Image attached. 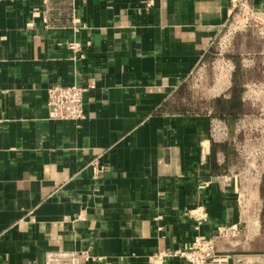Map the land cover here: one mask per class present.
<instances>
[{"label": "crops", "instance_id": "obj_1", "mask_svg": "<svg viewBox=\"0 0 264 264\" xmlns=\"http://www.w3.org/2000/svg\"><path fill=\"white\" fill-rule=\"evenodd\" d=\"M248 1L264 15V0ZM229 18L227 0H0V264L61 251L148 264L197 234L264 264L246 90L264 83V41L253 26L238 32L212 78ZM56 84L85 89L83 119L49 117Z\"/></svg>", "mask_w": 264, "mask_h": 264}, {"label": "built area", "instance_id": "obj_2", "mask_svg": "<svg viewBox=\"0 0 264 264\" xmlns=\"http://www.w3.org/2000/svg\"><path fill=\"white\" fill-rule=\"evenodd\" d=\"M154 0H148V5H152ZM230 18L228 19L224 32L219 37L216 44V53L220 57L219 67L221 69L228 68V60L224 58L225 54L232 47L234 36L248 27H254L259 37L264 41V15L263 12L251 6L248 0H227ZM77 42L69 44V47L76 49ZM231 67V66H230ZM262 84V82H257ZM257 86L252 83L248 86L247 94L251 100L253 93H250L252 87ZM84 88L75 84L68 85H52L47 88L48 115L54 120H81L84 118L83 111V92ZM250 91V92H249ZM263 93V92H262ZM212 129L216 130L217 125H212ZM98 171H102L103 167L99 166ZM189 213L194 217L197 225L207 218V213L202 205L196 206L189 210ZM218 234L221 236L233 234V229L223 226L218 227ZM214 236H206L197 234L187 244L177 249L158 250L148 256V264H165L169 257H178L184 259L187 264H254L249 261L239 260L228 253H219L216 250ZM85 258L88 254L83 253ZM44 264H78L74 256H71L67 251L47 252L45 254ZM104 264H111L105 262Z\"/></svg>", "mask_w": 264, "mask_h": 264}, {"label": "rangeland", "instance_id": "obj_3", "mask_svg": "<svg viewBox=\"0 0 264 264\" xmlns=\"http://www.w3.org/2000/svg\"><path fill=\"white\" fill-rule=\"evenodd\" d=\"M227 54H225L224 56L225 60L227 59L226 56ZM213 57L214 59L211 61L212 63L209 66L210 67L209 74L212 78L218 79L223 76V74L221 73L222 69L218 65L219 60L221 59L219 56H217V54H215ZM199 76L201 80L202 78H205V73H201ZM254 83H256L257 86L253 85L251 89L252 91L251 92L249 91L250 93H253V96H251V98L252 99L254 98L253 99L254 114L251 121L252 123H250V125L252 124L251 129L253 130L252 138H253L254 147L249 157H252L255 162H258L259 167L256 165L257 167L255 168V170L256 172H259V177L261 179H264V168L263 171L262 169H260L261 168L260 162L264 163V83L259 84L256 81H254ZM251 84L248 86H251ZM200 88L201 87H199V89ZM246 90H248V87L246 88Z\"/></svg>", "mask_w": 264, "mask_h": 264}]
</instances>
